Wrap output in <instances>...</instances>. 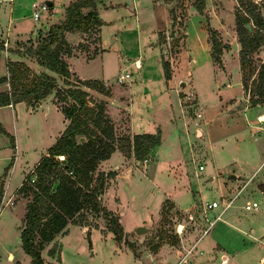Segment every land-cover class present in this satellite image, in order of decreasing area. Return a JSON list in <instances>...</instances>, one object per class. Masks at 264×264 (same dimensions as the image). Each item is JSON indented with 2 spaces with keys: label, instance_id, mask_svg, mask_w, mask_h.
Here are the masks:
<instances>
[{
  "label": "rangeland",
  "instance_id": "obj_1",
  "mask_svg": "<svg viewBox=\"0 0 264 264\" xmlns=\"http://www.w3.org/2000/svg\"><path fill=\"white\" fill-rule=\"evenodd\" d=\"M46 1L0 0V38L5 44L0 77H9L8 64L14 61L16 72H20L15 79L19 87L30 84L43 70L56 78L57 87H67L62 75L43 68L29 52L53 24L64 20L66 7L75 0H51L45 11L41 5ZM164 1L169 2V9ZM200 2L100 0L96 9L105 21L100 29H65L59 33L57 44L71 71L70 80L88 91L90 106L104 105L116 137L132 139L136 133L131 128H135L140 132L153 130L151 133L155 134L160 131L161 141L144 159L128 156L129 161L117 164L116 174L107 178L101 199L110 209V203L117 204L122 199L118 210L112 209L122 215L126 229L123 228L122 240L114 239L102 215L85 212L90 225L87 228H95L91 246L87 232L79 224L69 223L71 229L61 240L53 242L43 254L41 250L44 264H59L61 260L62 264H177L186 248L203 235L201 227L207 218L219 211L204 213V201L219 199L221 194L230 197L235 194L231 188L236 191L246 180L249 181L234 205L203 235L205 248L198 245L203 253L192 251L183 264H264V129L258 127L257 120V114L264 112V101L252 103L254 98H264L254 91L263 61L259 56L261 48L251 53L252 62L246 66V90L237 46L225 55L228 72L224 73L223 61L220 65L212 59L208 39V26L222 24L224 37L216 29L217 36L228 43L226 49L234 37L240 51L234 12L238 10L243 15L246 7L255 3L264 11V1L204 0L202 13L196 7ZM215 4L219 6V17L211 14L209 18L207 9ZM91 7L82 10L87 12ZM35 10L41 12L38 18L33 16ZM136 60L140 61L139 66ZM165 61L171 68L169 79L164 76ZM126 72L130 76L120 80L119 76ZM94 79L104 83L109 94L84 83ZM12 80L9 77L0 82V92L10 91ZM55 91L38 102L0 107V123L15 138L14 145L10 136L0 131V264H33L20 241L28 197L17 189L25 179L32 181L29 175L35 164L68 124L61 108L71 101L58 99ZM241 100L249 106L234 112L232 109L236 110ZM253 145L259 151L251 158ZM107 159L99 161L97 172L113 171L109 165L114 161ZM176 166L181 167L186 179L180 181L186 190L177 194L179 200L170 192V185L177 183ZM218 170L225 175L245 174H239L234 187L223 191L226 184L219 178ZM214 175V179H208ZM176 201L185 207L179 208ZM248 201H256L258 211L246 209ZM188 210L196 214L198 222L188 218ZM232 213L234 217L230 216ZM141 224L148 229L137 233ZM178 224L184 225L181 233L177 232ZM48 256L54 259L48 260Z\"/></svg>",
  "mask_w": 264,
  "mask_h": 264
},
{
  "label": "trees",
  "instance_id": "obj_2",
  "mask_svg": "<svg viewBox=\"0 0 264 264\" xmlns=\"http://www.w3.org/2000/svg\"><path fill=\"white\" fill-rule=\"evenodd\" d=\"M98 1L100 0H75L68 4L64 20L59 24H53L34 49L29 48V52L37 57L38 63L43 68L64 77L67 87L64 89L57 87L56 78L44 70L32 79L30 84L19 87L15 79L19 78L20 72H16L14 61H10L8 72L10 79H13L11 82L13 86L10 91L0 92V106L32 100L38 102L54 89L58 99L71 101L61 108L68 124L35 164L29 175L32 181L25 179L17 189V192L28 197L24 225L20 230V241L33 264H44L41 250L58 234L64 232L69 223L89 225L85 219V212L102 215L114 239L121 241L124 230L120 215L104 205L101 199L107 178L114 176L116 172L114 170L107 173L97 172L98 163L109 158L116 149L121 150L126 156L134 154L137 159H144L161 141L160 131L156 134L136 133L132 139L116 137L114 126L105 113L104 105L98 103L90 106L87 99L88 91L70 80L71 71L57 44L60 40L59 33L65 29L79 31H88L93 27L100 29L105 21L96 9ZM86 6L93 8L83 12L82 8ZM196 7L202 13L204 0H201ZM234 14L240 43L242 83L247 90L249 84L245 71L246 66L252 62L250 55L264 45V11L255 3L246 7L245 14L241 15L238 10ZM247 23L253 25L247 27ZM208 31L212 59L221 65L223 50L229 45L219 39L216 29L210 25ZM4 49V40L0 38V58ZM163 68L165 78L169 79L171 68L168 61L163 62ZM258 74L259 80L254 91L263 96L264 61L258 69ZM9 77H0V82L7 81ZM84 83L109 94L108 88L98 79ZM251 90L253 89L250 88ZM261 101H264V98L252 99L253 104ZM0 131L9 135L15 145V138L1 123ZM2 194L0 188V200ZM94 227H97V224H94ZM90 234L89 228L86 234L89 246H91Z\"/></svg>",
  "mask_w": 264,
  "mask_h": 264
},
{
  "label": "crops",
  "instance_id": "obj_3",
  "mask_svg": "<svg viewBox=\"0 0 264 264\" xmlns=\"http://www.w3.org/2000/svg\"><path fill=\"white\" fill-rule=\"evenodd\" d=\"M48 1V0H47ZM160 1H163V0H152V2H154V3H156V2H160ZM164 4H165V6H166V8L167 9H169V2H165L164 1ZM219 6H218V4H215V6L211 9H207V11H208V15H209V18H212V16H215V17H219V8H218ZM211 14H212V16H211ZM103 25V24H102ZM101 25V26H102ZM1 27H3L1 24H0V30H1ZM167 28V26H165V27H163L162 29H159V30H163V29H166ZM215 29H217V30H219L220 31V33H221V36H223L224 37V33H225V28H223V25L221 24V25H219L218 27H214ZM235 31V30H234ZM233 33V32H232ZM209 39V38H208ZM235 40V38L233 37L232 38V40L230 41V43H231V47L229 48V49H226V48H224V50H223V53H222V56H221V58H222V61H223V65L221 66V70H222V72H224V73H227L228 72V70H227V67L225 66V55L227 54V52L229 51V50H231L232 48H233V46L235 45V46H237V56H239V44H238V42H237V40L236 41H234ZM224 42H226L225 41V39H224ZM158 43H159V40H158ZM210 44V43H209ZM159 47H160V44H159ZM259 56L260 57H262V59H263V61H264V45L261 47V49L259 50ZM0 61H1V58H0ZM140 62V61H139ZM173 65V64H172ZM173 67H174V65H173ZM239 68H240V62H239ZM174 72L175 71H173V78H174ZM240 74H241V68H240ZM165 76V75H164ZM241 79V78H240ZM167 80V79H166ZM140 89H141V91H142V89H143V85H140ZM176 90V89H175ZM243 90V89H242ZM244 91V90H243ZM19 103V102H18ZM16 104H11V105H7V106H15ZM42 105V103H40V106ZM252 105V104H251ZM131 106H132V104H131ZM249 105L248 104H246L245 103V107L243 108V109H236V110H234V109H232L234 112H236V111H243V110H245L247 107H248ZM1 107V106H0ZM62 112V111H61ZM262 113V112H261ZM260 114V113H259ZM259 114H257V115H259ZM64 116V115H63ZM64 120H65V124H67V119L64 117ZM132 122H133V120H132V117H131V121H130V123H131V126H132ZM66 126H64V128H65ZM148 129H150V128H148ZM147 129V130H148ZM131 130H132V132L133 133H144V132H146V131H142V132H140L139 130H136L135 128H131ZM150 132V131H149ZM151 132H153V130L151 131ZM201 133H202V135H203V129H201ZM258 151H259V148H258V146L257 145H253L252 147H251V158H254L255 156H256V154L258 153ZM114 161L113 163H111L109 166H111V167H109V169H113V170H116V166H117V164H119V163H126V162H128L129 161V159H128V156H125L124 154H123V152H121L119 149H116L112 154H111V156L107 159V161L108 162H111V161ZM39 161V160H38ZM37 161V162H38ZM176 163H177V166H178V163H179V160H176L175 161ZM250 164H251V161H250ZM176 166V167H177ZM224 166H226V165H224ZM180 169H181V167H177V169H176V175L177 176H175V180H174V182H177V183H173V184H171L170 185V188H171V195L172 196H174V198L176 197V200H179V196H177V194H179V193H182V194H184L183 192L186 190V189H184L185 187H184V182H181L180 183V181L182 180V179H185V177L182 175V173L180 172ZM218 174H219V178L223 181V182H225V184H226V186L223 188V191L224 190H226L227 189V187L228 188H231L234 184L233 183H235V181H237L238 180V178L240 177V175L239 174H245V172H239V174H223V172L222 171H220V170H218ZM222 175H225V176H222ZM245 176V175H244ZM247 176V175H246ZM178 177H179V179H178ZM216 177H217V175H216ZM215 178V175H214V177H212V176H209V180H212V179H214ZM247 179V178H246ZM248 179H250V178H248ZM186 180V179H185ZM248 181L249 180H246L245 182H243V185H242V187L244 188L245 186H246V184L248 183ZM7 182H5V198H7V195H8V193H7ZM234 187V186H233ZM236 188V187H235ZM238 189V188H237ZM263 189H264V187H263ZM235 190V189H234ZM233 190V188H231V191L232 192H234V193H236L237 192V190L236 191H234ZM227 191V190H226ZM169 192V193H170ZM186 193H188V192H186ZM189 194V193H188ZM233 194V193H232ZM181 195V194H180ZM221 195H223V194H221ZM105 198H106V196H105ZM108 199V198H107ZM110 204H112L113 206H109V207H112V209H114V210H118V208H117V204H119V205H122V199H120L119 200V203H110ZM176 205L177 206H179V208H181V209H183V207H185V206H183V205H180V203H178L177 201H176ZM258 208V207H257ZM254 211H258V209H256V210H254ZM120 213V212H119ZM120 215H121V213H120ZM231 217H234L235 216V213H232L231 215H230ZM120 221H121V223H122V215H121V217H120ZM123 224V223H122ZM81 228H82V230H84V233H86L88 230H89V228H87V226L86 225H79ZM123 228H124V230L126 231V229H125V227H124V225H123ZM66 229H68L67 230V232H65L63 235H60L59 237H58V235L52 240V241H50V243L49 244H47L46 246H45V248H43V250H42V254H43V252L44 251H46L47 249L49 250V249H51L52 247V244H53V242H56V240L58 241V240H61V238H62V236H64L65 234H67L69 231H70V229H71V225L69 224L68 225V227H66ZM65 229V230H66ZM93 229H95V228H91L90 229V232H91V234H92V232H93ZM97 229H99V228H97ZM90 234V235H91ZM109 234H111V233H109ZM206 236V235H205ZM205 236H202L203 238H201L200 239V241H199V244L198 245H201L202 247H204V244H203V240H204V238H205ZM206 242H209V241H206ZM214 243H216V242H213V245H215ZM205 248V247H204ZM54 253V252H53ZM44 257V256H43ZM54 258L52 257V256H48V260H53ZM200 262V261H199ZM59 264H62V260H61V262L59 263Z\"/></svg>",
  "mask_w": 264,
  "mask_h": 264
},
{
  "label": "built area",
  "instance_id": "obj_4",
  "mask_svg": "<svg viewBox=\"0 0 264 264\" xmlns=\"http://www.w3.org/2000/svg\"><path fill=\"white\" fill-rule=\"evenodd\" d=\"M41 9L47 11L48 10V4L47 3H43L41 5ZM40 10H35L33 13V16L35 18H38L40 16ZM135 63L138 65V60L135 61ZM130 76V74L128 72L123 73L119 76L120 80H125L126 78H128ZM257 120L258 122H260V124L258 125L259 128L264 129V112L260 113L259 115H257ZM200 168H203V165H200ZM243 187H239L237 189V192L228 197L226 195H221L219 199H212V200H207L204 201L203 203V211L204 213H208V212H212V211H217L219 210L214 216H212L211 218L208 217L207 218V222L205 224V226H203L201 223H199L200 225H202L201 229H202V234L205 235L206 233H208L215 225L216 221H219L222 219V215L223 213H225L229 208H231L234 205L235 199L238 196L239 192L241 191ZM244 207L246 209H251V210H256L258 207V203L256 201H248ZM188 212V218L190 220H193L194 222H198L197 218H196V214H193L190 212V210L187 211ZM201 222V221H200ZM184 228L183 224H178L177 226V232L181 233L182 230ZM200 236L199 240L197 242H195L192 246L186 248V252L184 253V256L180 259V261L177 264H183V262H185L187 256L192 252V251H198V253L202 254L203 251L198 249V243L200 241V239L202 238V236Z\"/></svg>",
  "mask_w": 264,
  "mask_h": 264
},
{
  "label": "water",
  "instance_id": "obj_5",
  "mask_svg": "<svg viewBox=\"0 0 264 264\" xmlns=\"http://www.w3.org/2000/svg\"><path fill=\"white\" fill-rule=\"evenodd\" d=\"M46 3L48 4V5H51L52 4V1L51 0H48V1H46ZM246 26L247 27H251V24L250 23H247L246 24ZM38 105H39V103H37ZM245 107V102L243 101V100H241L240 101V103L238 104V106H237V108L238 109H243ZM147 227L145 226V225H138L137 226V228H136V232L137 233H143V232H145V231H147Z\"/></svg>",
  "mask_w": 264,
  "mask_h": 264
},
{
  "label": "bare ground",
  "instance_id": "obj_6",
  "mask_svg": "<svg viewBox=\"0 0 264 264\" xmlns=\"http://www.w3.org/2000/svg\"><path fill=\"white\" fill-rule=\"evenodd\" d=\"M140 65V62L138 61V66Z\"/></svg>",
  "mask_w": 264,
  "mask_h": 264
}]
</instances>
